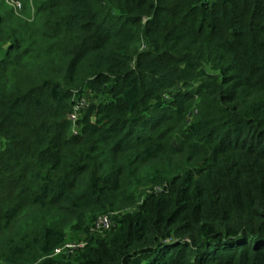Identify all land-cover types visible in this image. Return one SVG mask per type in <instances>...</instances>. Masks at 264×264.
<instances>
[{
    "label": "trees",
    "instance_id": "trees-1",
    "mask_svg": "<svg viewBox=\"0 0 264 264\" xmlns=\"http://www.w3.org/2000/svg\"><path fill=\"white\" fill-rule=\"evenodd\" d=\"M20 1L0 0V262L264 264V0Z\"/></svg>",
    "mask_w": 264,
    "mask_h": 264
},
{
    "label": "built area",
    "instance_id": "built-area-1",
    "mask_svg": "<svg viewBox=\"0 0 264 264\" xmlns=\"http://www.w3.org/2000/svg\"><path fill=\"white\" fill-rule=\"evenodd\" d=\"M6 2L14 9H18L21 5L20 0H6ZM80 105L81 104L76 105V109ZM69 118L70 120L74 122L77 120V115L74 113V111L70 113ZM74 132L77 133L78 131L74 129ZM112 225H113V222H112L111 215L102 214V215H99V217L97 218L95 225H94V229L95 230H107V229H110ZM85 244L86 242L83 240L82 241H69L65 243L63 246L56 248L53 255L64 254V253L66 254L74 253V251L77 248L83 247Z\"/></svg>",
    "mask_w": 264,
    "mask_h": 264
},
{
    "label": "rangeland",
    "instance_id": "rangeland-1",
    "mask_svg": "<svg viewBox=\"0 0 264 264\" xmlns=\"http://www.w3.org/2000/svg\"><path fill=\"white\" fill-rule=\"evenodd\" d=\"M20 2H21V1H20ZM6 46H7V45H6L4 42H2V41L0 40V48H6ZM90 94H92V93H90ZM84 100H85V102H83V105L78 106L77 109H76V107L73 109L74 113L77 115V119L80 118V117L83 115V113H84L86 107L89 106V104L92 102V100H93V95L87 97V99H84ZM84 103H85V104H84ZM75 128H76V127H75ZM69 236H73V234L70 232ZM74 238H75V237H74ZM73 240H76V239H73ZM79 241H80V240H79ZM0 264H5V263L0 262Z\"/></svg>",
    "mask_w": 264,
    "mask_h": 264
}]
</instances>
